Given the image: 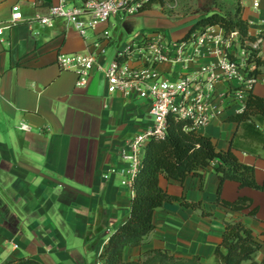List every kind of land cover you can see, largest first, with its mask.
<instances>
[{"label":"crops","instance_id":"1","mask_svg":"<svg viewBox=\"0 0 264 264\" xmlns=\"http://www.w3.org/2000/svg\"><path fill=\"white\" fill-rule=\"evenodd\" d=\"M65 1L68 7L80 4L79 0ZM14 3L21 5L24 19H34L56 0L50 4L44 0L4 1L0 4V21L7 20ZM208 3V13H223L214 7L220 3L238 9L247 23L248 36L257 37L264 31V0L256 9L251 0ZM125 17L114 15L83 36L58 20L51 28L41 30L36 26L33 32L26 25H19L0 38V264L18 259L39 264H100L98 257L107 243V231L113 232L127 220L132 198L129 191L120 186V177L104 180L102 176L111 168H125L120 153L133 136L150 124L151 105L120 94L108 95L105 79L98 72L91 75L86 88L77 89L76 76L56 65L58 54H86L88 46L100 39L104 31L109 37L99 61L105 66L116 50L151 34L147 26L133 28L136 18ZM199 17L194 15L192 19ZM121 20L126 21L122 27L113 26ZM191 27L180 29L173 36L168 32L160 34L166 41H178ZM111 28L115 33L111 34ZM210 31L224 34L218 27ZM241 48L233 45V53L238 56ZM211 63L213 57L207 47L201 59L187 70L195 75ZM181 70L178 65L163 64L156 72L163 79H171ZM260 76L264 77V72ZM241 79L219 87L213 104L215 116L206 126L196 128L198 134L212 139L217 151H226L237 131L236 125L226 119L241 114L245 103L230 102L224 96L229 89L241 86ZM250 91L264 98V86L252 87ZM22 123L28 130L20 128ZM257 126L264 133V122ZM237 135L240 146L264 155V146L253 133L240 128ZM233 152L239 163L254 168L256 183H264V159L243 150ZM214 166L215 163L203 169L201 177L186 178L182 184L163 178L159 181L169 195L200 203L201 209L211 216H202L178 202L164 204L154 212L155 229L144 244L124 249L125 262L137 261L144 252L160 249L176 258L199 257L202 264H217L213 252L221 241L224 224L238 222L248 227L260 244L255 261L264 259V192L239 188L234 182L222 185V200L233 202L245 197L258 207L254 218L247 211L234 213L217 206Z\"/></svg>","mask_w":264,"mask_h":264},{"label":"built area","instance_id":"2","mask_svg":"<svg viewBox=\"0 0 264 264\" xmlns=\"http://www.w3.org/2000/svg\"><path fill=\"white\" fill-rule=\"evenodd\" d=\"M4 1L7 0H0V4ZM152 1L159 0H86L72 7H68L65 0H56L54 5L46 6L44 13H39L34 19H24L21 5L14 3L7 20L0 21V38L19 25H26L33 32L36 26L41 30L51 28L58 20L64 21L66 26L70 25L83 36L87 30H94L114 15H137ZM251 1L256 9L260 0ZM211 28L178 41H166L160 33L148 34L116 50L106 66L99 61L106 49L103 44L109 37L106 31L101 34L102 41L97 39L88 46L86 54L57 55L56 65L61 71L76 76L77 89L86 88L91 75L98 72L105 79L108 95L120 94L125 99L137 98L150 103V124L133 136L120 153L125 168H111L102 176L104 180L110 176L120 177V186L126 188L131 197L145 147L152 141L165 138L170 119L185 121L195 129L206 126L215 116L213 104L218 99L219 87L240 80L241 74L244 76L241 79L243 84L225 93L224 97L230 102L243 105L252 87L264 86V77L249 75L254 68L253 64L246 63L249 55L245 48L257 51L264 41L257 39L250 43L242 39L237 31L220 35L212 33ZM34 35L38 36L39 33L34 32ZM235 44L243 46L238 56L233 53ZM207 47L213 63L201 67L197 74L192 75L187 70L188 66L201 59ZM163 64L178 65L182 70L171 79H163L156 72L158 66ZM20 128L28 130L23 123Z\"/></svg>","mask_w":264,"mask_h":264},{"label":"trees","instance_id":"3","mask_svg":"<svg viewBox=\"0 0 264 264\" xmlns=\"http://www.w3.org/2000/svg\"><path fill=\"white\" fill-rule=\"evenodd\" d=\"M79 1L82 3L86 0ZM153 3L159 2L152 1L151 4ZM151 4L143 7L139 13L149 10ZM234 15V19L218 13L202 15L196 19L184 38L197 31L218 27L225 34L237 31L242 39L250 43H254L257 39L264 41V31H261L257 37L248 36L247 23L241 18L238 9ZM246 63L254 66V70L249 75L258 76L264 72V57H257L256 53H250ZM226 122L235 124L237 131L242 128L250 134L253 133L255 139L259 140V144L264 146V133L257 126L264 122V98L250 91L247 94L243 112L228 117ZM237 131L229 148L226 151H217L212 139L198 134L196 129L191 128L185 121L170 119L165 138L152 141L145 147L142 166L134 181L129 216L122 225L110 233L98 257L100 264H202L199 257L176 258L160 249L144 252L137 261L123 260V251L126 247L142 246L146 237L154 231L152 216L164 204L178 202L186 208L199 211L202 216H211L201 209L200 203H189L182 198L169 195L160 187V178L182 184L188 177H201V171L215 163L213 173L218 178L216 205L234 213L247 211V215L254 218L258 207L253 206L250 199L238 197L233 202H227L220 198L221 188L225 182H234L239 188L264 192V183L259 185L255 181L254 168L239 163L233 151L243 150L262 159L264 155L257 154L251 148L240 146ZM259 249L260 244L248 227L239 222L225 223L221 241L214 249L213 256L217 264H242L243 262L264 264V259L260 262L254 259ZM3 264L39 263L29 259H18Z\"/></svg>","mask_w":264,"mask_h":264},{"label":"rangeland","instance_id":"4","mask_svg":"<svg viewBox=\"0 0 264 264\" xmlns=\"http://www.w3.org/2000/svg\"><path fill=\"white\" fill-rule=\"evenodd\" d=\"M209 0H159L156 2H159L158 4H151V8L149 10H146L145 12H141L140 16L133 17H125L126 19L130 18H136V23L132 24L133 28H138L140 26L142 27H148L149 33L152 32H159L164 33L168 32V35H174V32L184 29L187 26H193L196 22L195 19H192L194 15H205L208 13V8L210 4L208 3ZM206 2V4H204ZM212 7V5H211ZM214 7L218 10L222 11L221 15H225L228 18H231L233 14V10L236 9H230L228 6H225L224 3L220 4H214ZM123 18V19H125ZM114 21L111 19V23ZM126 21H122L118 23V25H115L114 27L120 28L122 27V24H124ZM63 26L65 25V22L63 21ZM111 34L115 33L113 28L110 29ZM249 48V47H245ZM247 50V49H246ZM248 55L250 53H256L257 57H264V44L260 45L259 50L254 51L250 48V50L247 51ZM108 49L106 50V54H108ZM254 68V66H253ZM260 85H257L259 87ZM107 235H110L107 233ZM2 255L0 253V260H2ZM1 262V261H0Z\"/></svg>","mask_w":264,"mask_h":264},{"label":"water","instance_id":"5","mask_svg":"<svg viewBox=\"0 0 264 264\" xmlns=\"http://www.w3.org/2000/svg\"><path fill=\"white\" fill-rule=\"evenodd\" d=\"M44 2H45L46 4H50V3H51V0H44Z\"/></svg>","mask_w":264,"mask_h":264}]
</instances>
